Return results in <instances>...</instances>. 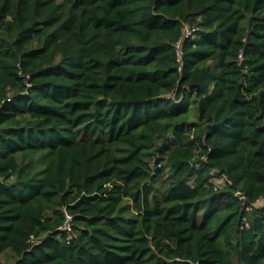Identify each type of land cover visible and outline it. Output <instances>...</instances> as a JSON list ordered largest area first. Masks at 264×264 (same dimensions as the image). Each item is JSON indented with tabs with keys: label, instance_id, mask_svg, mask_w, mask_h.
Listing matches in <instances>:
<instances>
[{
	"label": "trees",
	"instance_id": "obj_1",
	"mask_svg": "<svg viewBox=\"0 0 264 264\" xmlns=\"http://www.w3.org/2000/svg\"><path fill=\"white\" fill-rule=\"evenodd\" d=\"M261 200L264 0H0L11 264H264Z\"/></svg>",
	"mask_w": 264,
	"mask_h": 264
},
{
	"label": "built area",
	"instance_id": "obj_2",
	"mask_svg": "<svg viewBox=\"0 0 264 264\" xmlns=\"http://www.w3.org/2000/svg\"><path fill=\"white\" fill-rule=\"evenodd\" d=\"M191 33V31L189 30L188 27H185L184 29V36H187ZM175 49H176V54H177V59L180 60L181 58V54H182V50H181V39H179L176 43H175ZM238 59L241 60L242 59V55L239 54L238 55ZM155 166H161V162H155L152 161L150 162V167L154 168ZM72 214L71 213H66L64 216V220L62 222V225L60 226V228L62 230H64L66 233H68V236L71 235L72 231H73V223H72Z\"/></svg>",
	"mask_w": 264,
	"mask_h": 264
},
{
	"label": "rangeland",
	"instance_id": "obj_3",
	"mask_svg": "<svg viewBox=\"0 0 264 264\" xmlns=\"http://www.w3.org/2000/svg\"><path fill=\"white\" fill-rule=\"evenodd\" d=\"M213 180L218 185L222 184L224 181L223 178H221V177L220 178H214ZM261 201L263 203L264 200H261ZM261 201H259V202H261ZM12 262H13V258L11 257L9 251H5L0 255V264H11Z\"/></svg>",
	"mask_w": 264,
	"mask_h": 264
}]
</instances>
